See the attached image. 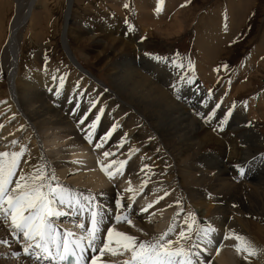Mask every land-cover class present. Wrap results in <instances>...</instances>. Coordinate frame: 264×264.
Masks as SVG:
<instances>
[{"label":"bare ground","instance_id":"1","mask_svg":"<svg viewBox=\"0 0 264 264\" xmlns=\"http://www.w3.org/2000/svg\"><path fill=\"white\" fill-rule=\"evenodd\" d=\"M71 3V0H67V9ZM35 4H37L36 0H29L23 14L21 8L16 7L15 14L9 23L8 35L0 30V46L5 36L7 37L4 40L3 48L7 59L5 60L7 89L4 87L6 91H2L3 89L0 91V96L5 95V99L3 98L5 102L0 107L2 109L0 116H4L0 119V152L19 151L21 146L26 152L28 151L27 153L24 151V155L21 157V163L17 166V175L21 168L29 171L33 167L42 165L46 175L56 177L54 183H62L74 191H83L86 194L103 192L104 195L99 197L98 203L101 205L99 210L105 211L106 218L97 240V255H99L98 248L103 244L108 227H112L114 231L132 235L138 241H149L167 231L171 225L173 231L167 238L175 242L180 229L187 228V224L183 223L185 217L189 213H194L196 222L193 224V234L197 226L211 225L216 229L212 234V241L206 245L207 250L201 256V260L205 261V264H264V246L260 241V236L264 235V226L254 224L245 219L246 217L244 218L246 214L249 216L264 215V154L262 153L261 157L257 158L231 159V156L230 164H225V162L222 164L219 158L211 155L209 158H204V155L202 158H197L194 155L195 158L191 156L192 160L185 157L176 158L178 154L190 150L188 147L192 144H196L198 148L201 142L211 138L212 134L206 132V128H202L200 122L199 126H196L197 119L195 117L202 118L207 114V110L212 109L216 104L220 105L221 102L216 101L218 97L213 104H210L209 96L211 95L205 93L200 85L194 87L191 84L192 88L189 87L191 93L188 94L187 99H184L186 101L180 102L170 87L173 83L178 82L179 84L180 77L184 76L179 75L180 66L177 63L176 66L166 63L162 58L157 61L156 57L151 56L143 55L139 61L128 54H123L118 61L106 69L110 73L105 79L96 78L79 62L74 61L68 53L66 55H68L69 61L66 62L71 64L73 69L67 77L57 68L47 66V68L39 69L38 65L35 66L36 61L33 62L30 59V50L24 53L22 49V54H20L18 36L21 26L31 18ZM69 14V10H66L63 19L64 25L68 21ZM2 22L3 20L0 18V28ZM199 27L202 30V32L199 31L200 33L212 30L207 24H202ZM207 33L211 35V33ZM217 34L219 35V33ZM213 37L211 39L218 40V36L216 39L215 36ZM206 41H201L200 52L210 60L213 55L215 56L216 52L214 51L218 47L210 44L212 40L209 41L211 46ZM216 43L218 44V42ZM136 45L137 50L141 51L142 46L139 43ZM213 60L211 59L212 62H215ZM26 63H32L35 66L34 70L30 69L32 66L22 71V65ZM61 74L65 77L62 86L58 80ZM74 81H80L81 86L85 85L87 92H75L74 87L71 86V82ZM49 86H52L51 90L53 89V91L47 92ZM57 86L61 87L59 95L54 92ZM145 86L148 93H143ZM61 99H65L66 102L60 106L58 102ZM93 100L97 101V105L88 113L87 123L95 118L101 107L104 108L93 139L103 135L113 123L119 125L108 138V142L100 149L95 148L93 143L90 144L84 139L77 123L80 116L91 107L90 101ZM190 101L194 105L192 110L187 104ZM70 102H79L75 115L72 110L67 113L70 110L68 109ZM228 107L230 106L223 102L216 110L214 118H218V124L220 118L229 109ZM197 113L201 115H197ZM185 117H188L189 123L186 124L188 127L180 124ZM145 126L150 128L148 133L152 139L156 135L159 139L158 142L165 145L166 153L164 151L158 153L154 143L149 141L151 137L145 139L148 137L144 134ZM19 132L25 135L24 141L18 145L12 141H15ZM175 133L176 137H179V141L173 142L180 144V147L174 146V143L169 144V140ZM248 133L254 134L253 130ZM125 134H127L126 137ZM122 137L124 140L121 139ZM212 138L214 137L212 136ZM27 142H29V146ZM225 144L226 142L223 143L224 148ZM226 147L229 155L236 153L239 157L240 145L238 149L231 145ZM146 150L150 151L146 152ZM105 151L114 152L115 155L104 157L103 152ZM113 160H126L127 163L122 174H117L110 180L101 170V164L107 165L109 161ZM25 161L27 163H24ZM58 164H61L69 172L68 178L59 174ZM237 166L244 167L243 174L239 173ZM142 186L144 190L140 191ZM129 188L132 191H127ZM118 193L124 205L123 214L131 219V224H126L127 220L116 221L114 219L117 211L114 201ZM133 196L135 198L130 200L129 197ZM157 197H162V199L158 200L156 204H152V201ZM176 201L180 202L179 205ZM129 204H132V210V207H127ZM149 204L152 206L146 213L140 212L142 207ZM62 207L63 209L60 208V211L65 214L52 219L61 235L65 230L76 235L86 232L90 221L84 213L76 220L79 213L71 214L72 209ZM182 207L187 209L185 216H177L176 213L181 212ZM2 217L0 216V241L7 240L8 243H0V264H29V262L43 264V257L38 261L34 255L32 257L25 256L22 248L20 250V247H23L22 234L17 242L14 241L15 236L9 226L10 220L6 221ZM81 224L84 225L83 230L79 227ZM262 225L264 224L262 223ZM226 234L228 239H225ZM236 236L242 239L238 241ZM245 243L250 244L257 252L246 261L242 255L237 254L235 247L237 244L243 247ZM6 244L8 245L5 247ZM112 247L116 248V245L113 243ZM217 248H219V252L216 251ZM14 252H18L19 256L13 255ZM91 254V250L86 253V258L89 261ZM130 256L131 254L123 248H117L115 255L106 251L102 256H99V259L103 264H123L125 260L130 259Z\"/></svg>","mask_w":264,"mask_h":264},{"label":"rangeland","instance_id":"2","mask_svg":"<svg viewBox=\"0 0 264 264\" xmlns=\"http://www.w3.org/2000/svg\"><path fill=\"white\" fill-rule=\"evenodd\" d=\"M28 1L0 0V18L3 20L0 30L4 31L5 35H8L9 23L15 14L16 7L21 8L23 14ZM36 2L34 11L31 12V18L21 26L18 36L20 54H22V49L24 53L30 50V59L33 62L36 61L35 66L38 65L39 69L47 68V66L57 68L67 77L73 69L71 64L66 62L69 61L68 55H66L68 53L74 61L79 62L96 78L105 79L110 73L106 69L118 61L123 54H128L139 61L143 55L162 56V59L164 57L173 58L179 66L181 63L183 64V67H180L179 75L193 77L190 84L187 80L183 83H175L178 85L181 96L180 102L186 101L184 99H187L188 94L191 93L190 88L193 84L194 87L200 85L205 93L211 95L209 96L210 104H213L218 97L216 101L221 102L220 105L225 102L230 106L228 108L232 109L231 116L222 128L217 127L218 118L212 117L206 122L203 118L195 117L197 119L196 126H199L200 122L202 128H206V132L212 134L211 138L201 142L198 148L196 144H192L188 147L191 151L185 150L186 152L181 153L182 155L178 154L176 158L185 157L192 160L195 156L202 158L204 155V158H209L211 155L219 158L222 164L224 162L230 164L233 158H257L261 157L262 153L264 154V0H161L159 9H157V0H71L72 3L68 9L67 0H36ZM125 4L128 5L127 8L124 7ZM66 10H69L70 14L66 25H64L63 19ZM126 19L128 24L133 26L132 31H129L128 24H125ZM202 24H207L212 28L207 32L215 36V39L218 36V40L219 38L220 40L211 39L214 37L208 35L207 32L200 33L202 30L199 26ZM203 34L205 35L203 36ZM206 36L208 38H205ZM195 37L197 38L195 39ZM4 40L0 46V91L7 89L5 71V60L7 59L3 50ZM204 40L208 41V45L218 47L214 51L216 52L215 56L211 57L212 60L215 57L213 60L215 62L207 59L200 52V44ZM209 41H211L210 44ZM137 43L142 46L141 51L137 50ZM195 43L199 45L197 46ZM25 45L26 47H24ZM189 61L192 65L191 68L188 67ZM32 66V63L23 64L22 71ZM35 66L30 69L34 70ZM77 82H79L78 85ZM77 82H71L74 91L87 92L86 86H81L80 81ZM51 88L52 86H49L47 92H51ZM145 90L143 93L149 92L146 86ZM3 98L5 99V95L0 96V107L5 102ZM65 102V99H61L58 104L61 106ZM187 104L192 110L194 106L192 102ZM66 106L68 105L66 104ZM74 107H77V102H70L68 106L70 110L67 113ZM209 111L211 109L207 110V113ZM1 112L2 109H0ZM3 117L0 116V119ZM182 120L180 124L188 127L186 125L189 123L188 117ZM193 127L195 128V126ZM250 129L254 134L248 133L251 131ZM149 130L150 128L145 126L144 134L148 136L145 139L151 137L148 133ZM175 134L169 140V144L179 141V137H176L177 134ZM24 135L21 132L18 136L15 135L18 145L24 141ZM158 140L156 135L153 139L152 137L149 139L154 143L158 153L165 152V145ZM206 142L208 143L206 144ZM225 142L226 146L230 147L231 145L235 149H238L240 145L239 157L236 153L229 155L228 148L223 146ZM27 144L29 146V142ZM174 146L180 147V144L174 143ZM191 152L193 154H190ZM243 152L246 154L245 156ZM58 172L68 178L69 172L61 164H58ZM210 174L212 175V172ZM60 208L63 209L62 206ZM182 209L180 215L184 217L187 209L184 207ZM87 214L88 212L85 211L84 215L90 221V215ZM77 215L76 220L81 214ZM244 218L254 224L264 226L262 225V223L264 224V215L249 216L246 214ZM126 224L129 223L126 221ZM19 237L20 235L15 236L14 241L17 242ZM260 238L264 246V235ZM174 246L176 245L174 244ZM29 264H33V262H29Z\"/></svg>","mask_w":264,"mask_h":264},{"label":"snow or ice","instance_id":"3","mask_svg":"<svg viewBox=\"0 0 264 264\" xmlns=\"http://www.w3.org/2000/svg\"><path fill=\"white\" fill-rule=\"evenodd\" d=\"M160 3L161 0H157V9H159ZM124 7L127 8L128 5L125 4ZM124 22L128 24L127 19ZM128 28L129 31L133 30L131 24H128ZM156 59L160 61L161 57L157 56ZM163 60L176 66L174 59L164 57ZM180 67H183L182 63ZM188 67H192L190 61ZM54 79L56 78L54 77ZM64 79L65 77L62 74L59 75L58 80L61 86ZM192 79L193 77L191 76H182L180 77V82L182 83L187 80L190 84L192 83ZM170 87L176 93V99L180 100L181 96L178 85L173 83ZM50 91L53 90L50 89ZM209 91L211 92V90ZM54 92L59 95L61 87L57 86ZM90 104L91 107L80 116L77 123L84 135V139L89 143H93L95 148L100 149L108 142V138L111 137L112 132L119 125L113 123L103 135L97 139H93L100 117L104 113V108L101 107L96 113L95 118L90 123H87L88 113L96 107L97 101H90ZM78 107L79 103L77 102V107L72 108L73 115H75ZM219 107L220 105L216 104L202 118L207 122V120L216 115V110ZM231 114L232 109L229 108L220 118L217 127L222 128ZM197 115L201 114L197 113ZM126 136L127 134H125ZM121 139L124 140V137ZM12 143H16V141H12ZM24 151V147L21 146L19 151L0 152V216H3L6 221L10 220L9 226L12 229L13 236L22 234V250L26 257L34 255L38 261L43 257V264H64L69 257H72L73 264H103L99 256H102L106 251L115 255L117 248H123L131 254L130 259L125 260L123 264H205V261L201 260V256L207 250L206 245L212 241V234L216 229L211 225L207 227L197 226L193 234V224L196 222L194 213H189L185 217L183 223L187 224V228L182 227L180 229L175 242L167 238L169 233L173 231V226L171 225L167 231L149 241H138L132 235L114 231L112 227H108L103 244L98 248L99 255H97V240L99 239L101 226L106 218L105 211L98 210L101 209L98 201L99 197L103 196L104 193L85 194L63 186L59 182L54 183L56 177L54 175H46L45 168L42 165L33 167L29 171L21 168L19 175H17V166L21 163ZM114 155V152H103L104 157ZM24 163L27 162L25 161ZM97 163L100 162L97 161ZM126 163V160L109 161L107 165L101 164V170L111 180L117 174H122ZM237 169L241 174L245 171L243 166H237ZM143 190L142 186L140 191ZM127 191H132V189L129 188ZM165 195H168V193H165ZM134 198V196L129 197L130 200ZM160 199L162 197H157L156 200L152 201V204H156ZM114 203L117 210L114 219L116 221L127 220L131 224L132 221L123 214L122 209L124 205L119 193ZM176 203L179 205L180 202L176 201ZM152 204L142 207L140 212L146 213ZM60 206L72 209L73 212L71 214H83L87 211L90 215V222L86 232L76 235L71 231L65 230L61 235L52 222L53 218L65 214L60 211ZM127 207L131 208L132 204L127 205ZM180 211L182 212L183 209ZM176 215L179 216L180 212H177ZM79 227L82 230L84 229L83 224L79 225ZM228 238L226 234L225 239ZM235 238L238 241L242 239L239 236ZM182 241L185 243H181ZM0 243H8V241L3 240ZM113 243L116 245V248L112 247ZM235 247L237 254L242 255L245 261L250 256L257 254L256 249L248 243H245L243 247L239 244L235 245ZM89 250L92 251L90 261L86 258V253ZM216 251L219 252V248ZM13 255L19 256V253L14 252Z\"/></svg>","mask_w":264,"mask_h":264}]
</instances>
